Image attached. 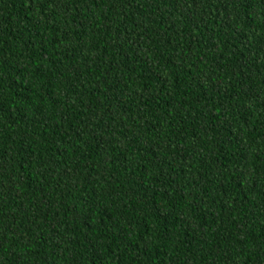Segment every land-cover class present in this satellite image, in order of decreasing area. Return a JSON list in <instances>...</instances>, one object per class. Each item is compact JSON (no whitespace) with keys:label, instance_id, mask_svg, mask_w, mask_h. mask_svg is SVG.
Wrapping results in <instances>:
<instances>
[{"label":"trees","instance_id":"16d2710c","mask_svg":"<svg viewBox=\"0 0 264 264\" xmlns=\"http://www.w3.org/2000/svg\"><path fill=\"white\" fill-rule=\"evenodd\" d=\"M0 264H264V0H0Z\"/></svg>","mask_w":264,"mask_h":264}]
</instances>
